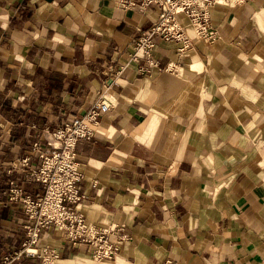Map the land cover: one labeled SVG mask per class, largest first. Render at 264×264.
<instances>
[{"label": "crops", "instance_id": "1", "mask_svg": "<svg viewBox=\"0 0 264 264\" xmlns=\"http://www.w3.org/2000/svg\"><path fill=\"white\" fill-rule=\"evenodd\" d=\"M156 17L118 0H0V261L264 264V0L215 5L218 39L184 53L156 37L152 67L133 54ZM100 97L109 106L75 146L79 207L128 238L96 260L51 224L22 252L27 214L10 181L44 188L18 161L37 166L33 143Z\"/></svg>", "mask_w": 264, "mask_h": 264}, {"label": "built area", "instance_id": "2", "mask_svg": "<svg viewBox=\"0 0 264 264\" xmlns=\"http://www.w3.org/2000/svg\"><path fill=\"white\" fill-rule=\"evenodd\" d=\"M226 0H118L123 7L138 8L145 12L157 10V17L151 27L135 41L137 57L141 52L146 62L152 67H159L157 60L151 57L154 39L174 40L178 43V53H184L193 48L196 41L212 43L219 37L218 30L211 22V9L225 3ZM184 17L187 21H182ZM193 28L195 40L187 31ZM142 70L146 68H141ZM109 106L104 98H99L82 115L76 116L70 123L47 131L45 146L33 143L32 150L41 162L30 165L27 155L17 163L20 167H28L29 175L39 181L44 188L41 196L26 193L23 187L15 181H10L8 198L10 201L23 205L27 214V239L23 243V251L34 255L35 244L41 231L53 224L65 231V236L73 243L84 242L89 245L91 256L96 260L112 258L120 248L122 241L128 238L122 226L102 227L96 225L83 215L79 207L83 193L80 182L83 172L79 167L75 146L81 137H91L98 125L102 111ZM96 185L95 182L92 183ZM17 253H5L0 264H8Z\"/></svg>", "mask_w": 264, "mask_h": 264}, {"label": "bare ground", "instance_id": "3", "mask_svg": "<svg viewBox=\"0 0 264 264\" xmlns=\"http://www.w3.org/2000/svg\"><path fill=\"white\" fill-rule=\"evenodd\" d=\"M192 28V27H191ZM193 29V28H192Z\"/></svg>", "mask_w": 264, "mask_h": 264}]
</instances>
